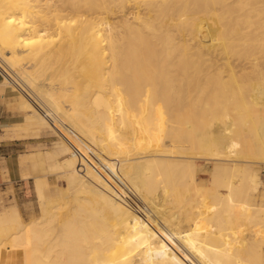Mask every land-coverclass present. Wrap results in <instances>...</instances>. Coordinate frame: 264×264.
Wrapping results in <instances>:
<instances>
[{
  "label": "bare ground",
  "instance_id": "6f19581e",
  "mask_svg": "<svg viewBox=\"0 0 264 264\" xmlns=\"http://www.w3.org/2000/svg\"><path fill=\"white\" fill-rule=\"evenodd\" d=\"M0 63L74 139L19 155L41 216L0 211V264H264V0H0Z\"/></svg>",
  "mask_w": 264,
  "mask_h": 264
},
{
  "label": "rangeland",
  "instance_id": "374dc122",
  "mask_svg": "<svg viewBox=\"0 0 264 264\" xmlns=\"http://www.w3.org/2000/svg\"><path fill=\"white\" fill-rule=\"evenodd\" d=\"M134 12H137L138 9L132 10ZM210 42L209 39L205 40V43ZM224 62V60H221L220 63ZM6 75H8V77L12 80V84H8L6 80ZM13 77V78H12ZM16 75H11L10 73H8L7 69L3 66L2 63H0V90L7 94V96L9 97L10 103L11 104V109H13L14 111L18 112V117L16 118L17 120H20V129L22 132V136L20 139H32V140H28L27 142V149L23 152H21L20 154H29L32 155L35 152V148L42 146L44 147V149H53L56 148L58 146V142L61 139L60 137V133L61 134H66L71 140L73 138H71L70 135H68L67 130L65 128H62L60 126V122L57 119L56 121H54V124L52 123V126H40L36 124V121L33 119V111L32 109H28V108H23L20 105L19 108V104L17 103L18 101H22L23 97L18 98L16 95L18 94L17 88L13 85V84H19L18 79H16ZM5 79V80H4ZM15 80V81H14ZM3 81V82H2ZM17 81V82H16ZM18 108L20 109H17ZM38 111H35V113ZM38 114V113H36ZM57 121L59 122L57 124ZM56 122V123H55ZM53 126H58L57 128L59 129V131L57 129H55V127ZM62 129V130H61ZM74 141V139L72 140ZM38 144V146H37ZM81 148V147H80ZM83 151V148H81ZM87 153V156L90 158V161L92 163V165L94 167H96L98 169V171L107 179L109 180L111 183L113 182V179L111 177V166L117 165V163H119V160H111V161H100L99 159H94L91 157V152L90 151H84V154ZM19 154V155H20ZM93 154V153H92ZM59 159L63 158V156L61 154L57 155ZM202 157V158H201ZM200 158H194L197 163H201L203 165V163H209L211 162V160H214L215 158L213 157H207L206 156H201ZM213 158V159H212ZM42 176L46 179H48V181L50 182V188L48 191V194L55 198L58 196V191L57 188H64L67 186V182L66 179H64L60 174V176L58 174H54L50 171H44L43 173H41ZM207 173L202 172L200 174L201 177L205 178ZM261 174H262V179L264 181V164H261ZM57 175V176H56ZM58 179V180H56ZM57 183V185H55ZM115 185V184H114ZM57 187V188H56ZM119 188V187H118ZM120 192L123 194L122 198H124V200L129 204L130 206H133L136 210H139V213H143L144 217H148L147 219L150 220V222L152 224H154L155 222L153 220H151V217L147 215V213H145V211L141 208H139L138 206V202L136 198H133L134 200H132V198H130L131 196L129 194H127L126 192L124 193V190H120ZM125 195V197H124ZM127 195H129L130 197H126ZM127 198V199H126ZM129 199V200H128ZM132 205H131V202ZM135 201V202H134ZM137 202V204H136ZM8 205H16L19 208L20 211V216L23 222H27L29 221L31 218L33 217H38L41 216V204H40V200H39V196H38V191H37V182H36V177L33 175L30 176H26L23 178L22 181H17L14 183H10L6 186H1L0 187V211ZM137 207V208H136ZM143 211V212H142ZM146 215H145V214ZM173 210H170L167 212V215L170 217H174L175 215ZM173 245V244H172Z\"/></svg>",
  "mask_w": 264,
  "mask_h": 264
},
{
  "label": "crops",
  "instance_id": "0c3cea01",
  "mask_svg": "<svg viewBox=\"0 0 264 264\" xmlns=\"http://www.w3.org/2000/svg\"><path fill=\"white\" fill-rule=\"evenodd\" d=\"M17 103L20 108L21 102L17 100ZM11 104L7 94L0 90V187L23 180L18 157L27 149L26 141L32 140L20 139L18 112L11 109Z\"/></svg>",
  "mask_w": 264,
  "mask_h": 264
}]
</instances>
